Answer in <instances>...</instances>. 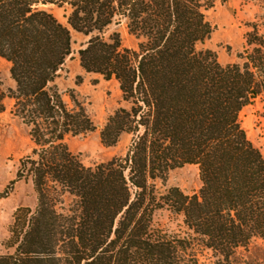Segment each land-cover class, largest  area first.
Returning a JSON list of instances; mask_svg holds the SVG:
<instances>
[{"label": "trees", "instance_id": "obj_1", "mask_svg": "<svg viewBox=\"0 0 264 264\" xmlns=\"http://www.w3.org/2000/svg\"><path fill=\"white\" fill-rule=\"evenodd\" d=\"M63 9L67 25L51 11ZM203 0H0V59L10 64L12 112L29 129L34 211H18L0 264H234L264 239V155L240 113L264 96V37L247 34L241 63L199 49L213 33ZM137 40L126 47L120 29ZM85 41L80 66L119 84V108L100 132L104 147L133 136L126 153L85 166L67 139L95 130L84 107L64 100L57 79ZM196 166L192 195L170 188L171 171ZM158 210L181 217L185 235L156 227Z\"/></svg>", "mask_w": 264, "mask_h": 264}, {"label": "rangeland", "instance_id": "obj_2", "mask_svg": "<svg viewBox=\"0 0 264 264\" xmlns=\"http://www.w3.org/2000/svg\"><path fill=\"white\" fill-rule=\"evenodd\" d=\"M203 1L211 6L205 15L213 33L199 49L214 52L223 66L241 63L239 56L245 50L247 34L257 31L264 37V0ZM51 11L62 24L67 25L63 9L52 7ZM120 31L124 45L136 48L137 40L128 35L124 27ZM73 41V52L66 59L56 82L69 107H73L70 96L74 95L94 123L93 132L70 137L66 141L70 152L85 166L92 167L125 154L131 145L133 136L129 134H123L114 147H104L100 139L108 118L119 108H129V104L124 102L118 82L107 81L101 75L86 73L82 69L78 50L85 39L73 34ZM14 88L10 64L0 59V92L8 94ZM3 104L4 110L0 111V255L13 252V248L7 245L18 211L24 208L34 211L37 205L32 180L17 179L21 159L33 148L29 129L12 112L13 100L5 98ZM240 122L249 139L264 155V96L240 113ZM200 186L198 168L189 165L171 171L166 183H157L160 195L174 187L185 195H192ZM155 222L157 228L169 235L184 236L186 233L182 218L167 210H158ZM200 259L204 264H213L215 260L209 252L200 255ZM234 264H264V239L254 241L247 250H240Z\"/></svg>", "mask_w": 264, "mask_h": 264}]
</instances>
